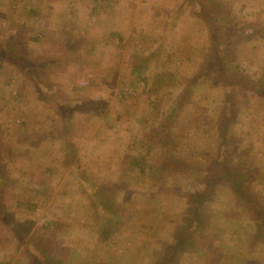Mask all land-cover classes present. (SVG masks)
I'll return each instance as SVG.
<instances>
[{"label":"rangeland","instance_id":"rangeland-1","mask_svg":"<svg viewBox=\"0 0 264 264\" xmlns=\"http://www.w3.org/2000/svg\"><path fill=\"white\" fill-rule=\"evenodd\" d=\"M0 97V264H264V0H0Z\"/></svg>","mask_w":264,"mask_h":264},{"label":"trees","instance_id":"trees-1","mask_svg":"<svg viewBox=\"0 0 264 264\" xmlns=\"http://www.w3.org/2000/svg\"><path fill=\"white\" fill-rule=\"evenodd\" d=\"M237 177H238V174L235 175L233 178H231V181H230L234 198L241 199L242 207L251 211V213L253 214L255 218V223L257 220L256 224H261L262 222H264V207L253 196L246 193V190H245L246 186L243 184L242 180L236 179ZM194 208L196 209V207ZM193 210L194 209L190 207V209H188V212H191V214H195ZM186 216H188V214H186ZM194 218H195L194 225L197 227L200 222L199 211H196V216H194ZM178 234L176 235L174 242L171 245L163 248V250L160 253L161 259L154 261L153 264H167L169 257L176 258L178 255L184 252H188L191 248L194 247V238H191V237L184 238L182 233H178ZM263 234H264V231H262V228L257 226V229L256 228L254 229L253 235L250 237V240L255 241L256 239H258V237H261V235Z\"/></svg>","mask_w":264,"mask_h":264},{"label":"crops","instance_id":"crops-1","mask_svg":"<svg viewBox=\"0 0 264 264\" xmlns=\"http://www.w3.org/2000/svg\"><path fill=\"white\" fill-rule=\"evenodd\" d=\"M21 98H24V97H21ZM32 98H33V100L35 101L36 100V102H38V100H37V96L36 95H32ZM0 100H2V102H3V100H8V99H6L5 97H0ZM1 102V101H0ZM11 102V101H10ZM38 104H35V102H34V105H33V109H32V111H26L25 113L26 114H28V117H33L34 116V112L38 109ZM35 117V116H34ZM17 122V121H16ZM2 124H3V122H1ZM22 124V123H21ZM26 126V127H25ZM3 128H1L0 130H2ZM26 129H28V125H27V123H25V124H22L21 125V128H20V132H23V133H25V131L26 132H28V133H31V130L30 129H28V130H26ZM40 129H41V131H40ZM36 131H35V133L33 134L34 135V140H33V142H31V141H27V142H23L21 139H18V140H16V144L17 143H21L22 145H24L25 146V148H27L28 150H32L34 147H36L37 145H38V143H37V141H36V137L39 135V134H41V132H42V128H40V127H37L36 129H35ZM32 131H33V129H32ZM1 132V131H0ZM18 145V144H17ZM18 148H19V145H18ZM17 148V149H18Z\"/></svg>","mask_w":264,"mask_h":264}]
</instances>
